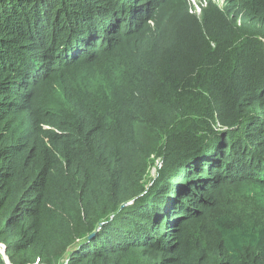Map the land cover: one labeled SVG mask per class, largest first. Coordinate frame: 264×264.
Listing matches in <instances>:
<instances>
[{"label": "trees", "instance_id": "trees-1", "mask_svg": "<svg viewBox=\"0 0 264 264\" xmlns=\"http://www.w3.org/2000/svg\"><path fill=\"white\" fill-rule=\"evenodd\" d=\"M191 8L0 0V264H264V0Z\"/></svg>", "mask_w": 264, "mask_h": 264}, {"label": "rangeland", "instance_id": "rangeland-1", "mask_svg": "<svg viewBox=\"0 0 264 264\" xmlns=\"http://www.w3.org/2000/svg\"><path fill=\"white\" fill-rule=\"evenodd\" d=\"M209 1H211L212 4H217V7L223 6V4H221L222 0H190V4L192 6L191 11L196 13V15L198 17H201L202 16V9L207 6V3ZM218 2H220L219 6H218ZM153 172H154V168H151L150 173H153Z\"/></svg>", "mask_w": 264, "mask_h": 264}, {"label": "clouds", "instance_id": "clouds-1", "mask_svg": "<svg viewBox=\"0 0 264 264\" xmlns=\"http://www.w3.org/2000/svg\"><path fill=\"white\" fill-rule=\"evenodd\" d=\"M189 2H190V0H189ZM209 2L211 3V1H209ZM209 2H208V3H209ZM208 3H207V4H208ZM219 3H220V2H218V6H219ZM221 4H223V6H224V0H222ZM215 5L217 6V4H215ZM223 6H222V7H223ZM219 7L222 8L221 6H219ZM1 249H3V248H1ZM0 251H1V250H0Z\"/></svg>", "mask_w": 264, "mask_h": 264}, {"label": "water", "instance_id": "water-1", "mask_svg": "<svg viewBox=\"0 0 264 264\" xmlns=\"http://www.w3.org/2000/svg\"><path fill=\"white\" fill-rule=\"evenodd\" d=\"M0 250H1L2 253H4V249H0ZM4 258H5V256H4Z\"/></svg>", "mask_w": 264, "mask_h": 264}]
</instances>
